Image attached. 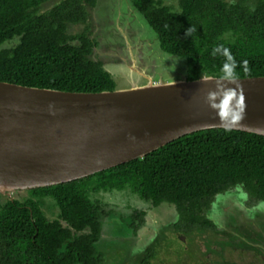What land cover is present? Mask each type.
Instances as JSON below:
<instances>
[{
	"label": "trees",
	"instance_id": "16d2710c",
	"mask_svg": "<svg viewBox=\"0 0 264 264\" xmlns=\"http://www.w3.org/2000/svg\"><path fill=\"white\" fill-rule=\"evenodd\" d=\"M46 1L0 0V81L70 92L114 89L109 72L92 57L91 31L66 30L69 22L86 21L97 0H59L42 11ZM131 1L161 49L185 60L186 80L223 75L225 57L212 55L219 45L235 57L238 77L264 76V0H177L178 11L161 0ZM189 27L195 30L186 36ZM237 185L264 202V136L211 128L79 179L16 190L18 198L0 193V264H101L95 243L104 211L90 192L129 188L155 207L172 204L178 214L173 229L188 232L193 225L213 228L204 212ZM47 199L57 218L43 213ZM152 257L149 247L140 264H151Z\"/></svg>",
	"mask_w": 264,
	"mask_h": 264
},
{
	"label": "water",
	"instance_id": "95a60500",
	"mask_svg": "<svg viewBox=\"0 0 264 264\" xmlns=\"http://www.w3.org/2000/svg\"><path fill=\"white\" fill-rule=\"evenodd\" d=\"M136 72L144 83L98 92L0 81V193L79 179L200 130L264 136V76L238 77L245 109L233 121L231 107L222 120L205 100L221 76L154 81Z\"/></svg>",
	"mask_w": 264,
	"mask_h": 264
},
{
	"label": "rangeland",
	"instance_id": "374dc122",
	"mask_svg": "<svg viewBox=\"0 0 264 264\" xmlns=\"http://www.w3.org/2000/svg\"><path fill=\"white\" fill-rule=\"evenodd\" d=\"M57 1H48L42 10L46 11ZM98 2L110 5L115 31L103 34L97 27H92L97 29L95 36H98L92 56L94 59L100 58L99 55L105 58L104 54L119 52L154 81L184 78L185 60L181 57L173 59L171 55L159 51L155 33L133 11L128 0ZM163 2L178 11L177 0ZM75 30L77 28L71 27L69 32L74 33ZM124 37L126 41H123ZM223 37L230 39L231 33L226 32ZM3 46L11 45L6 43ZM103 67L114 80L115 88L145 82V78L131 69L124 73L132 77V82L125 80L124 73L117 76ZM153 69L156 72L151 71ZM18 194L13 191L11 196L18 198ZM89 196L91 200L101 201L104 210L103 232L96 245L104 254L101 264H138L146 246L153 249L151 264H264V211L256 208L261 201L250 197L241 185L215 196L204 212L208 219L213 220V228L193 225L188 232L173 229V223L178 220L174 205L163 203L154 207L129 188L116 192H91ZM42 208L49 216L58 212L51 199H47ZM136 211H144L142 219L132 217Z\"/></svg>",
	"mask_w": 264,
	"mask_h": 264
},
{
	"label": "flooded vegetation",
	"instance_id": "af4514ba",
	"mask_svg": "<svg viewBox=\"0 0 264 264\" xmlns=\"http://www.w3.org/2000/svg\"><path fill=\"white\" fill-rule=\"evenodd\" d=\"M48 1H50V0H47L46 2H44V3H42V5H41V10H42V6L45 4V3H47ZM99 0H97L96 1V3H95V5L90 9V8H88L87 10H88V12H89V14H88V16L86 17V21H84V22H75V23H67V28H66V30H67V33L68 34H77V33H81V32H84V31H87L88 32V30L89 31H91V35H89V37L92 39V41L94 42V48L93 49H95L96 48V45H97V37L95 36V33H96V30L98 29V30H100L103 34L105 33H107V32H111V31H115V29H114V18L112 17V12H111V9H110V5H108L107 4V6H106V4H103V3H99L98 2ZM58 2V1H57ZM57 2H55V3H57ZM128 2H129V4H130V6H131V8L133 9V11H136L137 13H138V15H139V17L144 21V22H146L147 23V21L145 20V18L143 17V15L139 12V11H137V9L134 7V5H133V3H132V1L131 0H128ZM164 2H163V0H161V5H164L163 4ZM54 5V4H53ZM52 5V6H53ZM52 6H50V8L52 7ZM104 6V7H103ZM165 6H169V7H172L173 8V6H171V5H165ZM177 7H178V2H177ZM49 8V9H50ZM49 9H47L46 11H48ZM173 10V9H172ZM42 11H45V10H42ZM148 24V23H147ZM149 25V24H148ZM93 26H95V27H97V29H95V28H93L92 29V27ZM98 26L100 27V28H98ZM77 28V30H75L76 32H74V33H71V32H69V29L70 28ZM149 27L151 28V26L149 25ZM152 29V28H151ZM153 30V29H152ZM136 30H133L132 32H135ZM154 32V31H153ZM131 33V32H130ZM152 33V32H151ZM155 33V32H154ZM154 33H152V34H154ZM116 38V37H115ZM155 38H157V40L159 41V39H158V37H157V34L155 33ZM116 40V39H115ZM125 40V37H124V39H123V41ZM126 41V40H125ZM158 47H159V51L162 53H167V52H165V51H163L162 49H161V47H160V43L158 42ZM96 50V49H95ZM162 53V54H163ZM167 54H169V53H167ZM164 55H166V54H164ZM169 55H171V54H169ZM101 56L102 55H99V57L100 58H95V60H97V61H99V62H101L102 63V66H105L106 68H108L110 71H113V73L115 74V75H119V74H122V73H124L125 71H127L128 69H131L133 72H136V71H139V69L138 68H136V64L135 63H132L131 61H130V59H126L123 55H121L119 52H117V54H104V57L105 58H101ZM171 58H176V59H178L176 56H173V55H171ZM94 59V58H93ZM138 67V66H137ZM118 68H120L121 69V71L118 69ZM131 71V72H132ZM151 71H153V72H156L154 69L153 70H151ZM184 71V70H183ZM151 74H154V73H152V72H150ZM184 73L186 74V70L184 71ZM124 77H125V80L126 81H130V82H132V77H130V76H127V73H124V75H123ZM184 78H185V75H184ZM121 80H122V78H121ZM115 89V88H114ZM113 90V89H112ZM112 191H121V190H112ZM104 192H109V191H104ZM91 193V192H90ZM8 197H12V196H8ZM90 197V196H89ZM95 200H97V199H95ZM100 204H101V206H102V203H101V201H100ZM163 204V203H162ZM161 205V204H160ZM159 205V206H160ZM159 206H156V207H159ZM155 207V206H154ZM102 210H103V208H102ZM42 211H43V213L45 214V216H47L48 218H51V219H54V218H57V216H58V212H57V214L55 215V216H49L44 210H43V208H42ZM104 211V210H103ZM143 212V215H144V211H142ZM104 212H102V214H103ZM102 214H101V218H102ZM142 215V216H143ZM132 217H133V215H132ZM102 220V219H101ZM102 223V222H101ZM102 232H103V223H102V228H101V234H100V237H99V239H98V241L95 243V246L97 245V243L100 241V238H101V235H102ZM150 246H146V247H144L143 248V251H146V249L147 248H149ZM96 249H97V247H96ZM97 251L99 252V253H102L101 252V250H98L97 249ZM103 254V253H102ZM145 254V253H144ZM144 254H143V256H144ZM143 256H142V258H143ZM103 258H104V254H103ZM141 258V259H142ZM141 261V260H140ZM140 261H139V263L138 264H140Z\"/></svg>",
	"mask_w": 264,
	"mask_h": 264
},
{
	"label": "clouds",
	"instance_id": "9594fccd",
	"mask_svg": "<svg viewBox=\"0 0 264 264\" xmlns=\"http://www.w3.org/2000/svg\"><path fill=\"white\" fill-rule=\"evenodd\" d=\"M234 2V0H233ZM195 29L189 27L186 29L185 35L191 36ZM221 54L225 57V63L222 67L223 75L214 80L215 86L208 90L205 100L209 107L213 110H217L218 116L223 120L229 116V109L232 108V120L239 121L243 118L245 109L244 96L237 94V89L240 87L238 74L236 72L237 61L228 48L219 45L212 50V55L215 56ZM245 65L247 61L243 62ZM203 82H212L207 80ZM236 85V87H230L229 85ZM256 208L260 211H264V202L256 205Z\"/></svg>",
	"mask_w": 264,
	"mask_h": 264
}]
</instances>
